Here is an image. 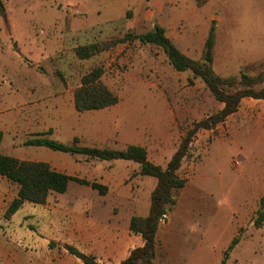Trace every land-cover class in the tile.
I'll list each match as a JSON object with an SVG mask.
<instances>
[{
    "label": "rangeland",
    "instance_id": "rangeland-1",
    "mask_svg": "<svg viewBox=\"0 0 264 264\" xmlns=\"http://www.w3.org/2000/svg\"><path fill=\"white\" fill-rule=\"evenodd\" d=\"M1 1L0 132L5 137L0 153L21 161L34 162L36 157L22 147V142L47 130L55 118L50 85L74 88L86 72L100 68L102 83L121 100L128 95H164L162 108L154 111L166 115L155 121L165 124V128L157 124V131L163 137L169 136L171 146L165 155L151 151L150 160L165 167L170 152L191 125L218 112L222 104L190 71H174L159 47L142 45L134 39L151 31L162 18L177 23L169 28L176 48L199 62L207 37L203 29H209L213 22V73L222 79H238L240 74L259 77L260 86H264V54L260 53L264 46V0ZM159 8L162 12L156 11ZM128 34L125 42L92 59L81 61L75 56L78 46L103 44ZM156 70L159 76L153 73ZM160 76L164 82H158ZM28 84L35 85L36 98L25 94ZM230 148L233 154L228 153ZM99 166L110 187L107 193L86 192L71 183L65 195L50 193L49 199L63 201L84 194L87 200L110 208V218L117 217L120 204L127 207L135 202L141 208L146 203L142 196L118 199L119 191L148 194L144 192L152 183L140 181L136 185L138 193H131L136 190L131 183L136 176L119 186L115 175L108 174L127 171V167L120 163ZM179 175L186 184L174 194V205L165 222L184 226L187 257L202 249L203 259L210 255L202 264H212L216 256L219 264L232 239L238 238L225 264H264V223L260 228L253 226L257 212H264L259 204L264 193V101L246 98L223 123L199 131ZM17 191L16 184L0 177V194H7L5 201L9 202L8 195ZM4 214L1 221H9ZM129 215H133L131 208Z\"/></svg>",
    "mask_w": 264,
    "mask_h": 264
},
{
    "label": "crops",
    "instance_id": "crops-1",
    "mask_svg": "<svg viewBox=\"0 0 264 264\" xmlns=\"http://www.w3.org/2000/svg\"><path fill=\"white\" fill-rule=\"evenodd\" d=\"M156 11L162 12L161 8L156 9ZM176 24L169 18H162L158 20L156 25L163 28L165 36L172 42L169 28ZM208 30L203 29L207 33ZM260 53L264 54V46ZM153 73L160 75L158 70ZM159 81L164 82V79L160 76ZM34 86L28 84L25 87L24 92H26L27 97L36 98L38 91L34 89ZM50 86L48 92L50 93L51 102L54 104L55 118L47 127V130L38 132V134L27 140L43 135V138L64 145H72L74 140H77L75 145L78 147L120 151L131 145L139 146L145 149L149 162L162 167L160 163H153L150 160V152L165 155V152L171 146L169 136L163 137L157 131V124L162 125L163 128H165V124L155 121V119L164 118L166 115L165 112L154 111L155 108H162L165 102L163 94L128 95L125 100L117 97L118 103L114 106L100 110L77 112L74 108V91L80 84L74 88H64L58 83ZM122 103L130 104L123 105ZM90 117L94 119L92 121L88 120ZM85 118H87V121H85ZM48 132L49 134H47ZM4 137L5 135L2 133V140ZM22 147L26 148L28 153L36 155L32 161L48 164L51 169L66 176L95 182L106 187V193L110 191V187L108 186L107 177L103 176L98 168L101 164L108 167L109 163H120L127 167V171L108 174L109 176L115 175L119 186L131 176H136L131 181L136 190L131 193H138L136 185L140 181L152 183V185H150V188H146L144 192H148V194H129V190L121 189L118 199H126L134 195L135 198L142 196L147 200L141 208L135 202L127 207L120 204L116 218L107 217L111 209L101 205V203H93L87 200L84 194L82 196L76 195L69 200L64 198L63 201H58L55 198L50 200L51 194H49L45 205H33L25 202L11 216L9 221L2 222L1 218L9 202L17 194L8 195L10 197L9 202L5 201L7 194H0V204L3 202L0 206V264H83L80 259L69 253L68 248L92 256L100 264H120L126 259L130 251L143 246V240L129 230V222L132 217H146L148 215L150 194L155 187V182L151 177L139 175L137 164L124 160L98 162L81 155L52 151L44 147H25L23 145ZM175 150L172 149L167 162ZM228 153L233 154L234 149L230 148ZM7 156L17 158L13 155ZM71 183L74 182L69 184ZM74 184L86 189V192L89 189V191L98 194L97 191L88 186ZM142 189L144 190V186H142ZM58 195L63 196L65 194ZM130 208L133 215H129ZM126 214L129 216L125 217ZM96 215H104V217H95ZM14 219L15 222H13ZM200 238V243H202V236ZM155 240L153 264H202L203 261H208L210 257L208 255L207 258L203 259L202 249H200V252L196 249L193 256L190 257L189 255L187 257L188 255L185 253L187 239L184 226L165 222V218L158 225ZM218 261V256L213 261L211 259L212 264H217Z\"/></svg>",
    "mask_w": 264,
    "mask_h": 264
},
{
    "label": "trees",
    "instance_id": "trees-1",
    "mask_svg": "<svg viewBox=\"0 0 264 264\" xmlns=\"http://www.w3.org/2000/svg\"><path fill=\"white\" fill-rule=\"evenodd\" d=\"M3 12L4 7L0 0V13ZM214 32L215 28L212 22L204 42L200 62L191 60L183 55L165 36L163 28L158 25H155L149 32L134 36V39L142 45L159 47L174 71L178 73L190 71L194 79L199 78L203 82L214 100L222 104V108L218 112L191 125L165 167L149 162L145 149L133 145L121 151L86 148L76 146L77 140H74L72 145H64L57 141L43 138V135L26 140L22 144L25 147H44L52 151L81 155L98 162L131 161L138 165L139 175L155 179V187L150 194L148 215L146 217H132L129 222V230L143 240V246L130 251L126 259L120 264H153L156 246L155 236L158 225L164 220L165 215L174 205V194L186 184V180L180 177L179 170L182 161L187 156L194 136L201 130H211L223 123L238 110L242 99L264 100V86H260L259 77H249L245 74H240L238 79H222L213 73L211 63L213 59ZM128 37H130L129 34L123 38L103 44L91 43L78 46L75 48L74 53L79 60H86L125 42ZM101 76L102 70L93 68L81 77L80 86L74 91V108L77 112L100 110L118 103L117 96L102 83ZM1 140L2 133L0 132V144ZM0 177L18 186L16 197L9 203L5 211V220H9L25 202L42 206L46 204L50 193L64 194L70 182L88 186L100 195L105 194L107 190L106 187L95 182H88L59 173L51 169L48 164L21 161L1 153ZM259 204L261 209L264 206V193L260 198ZM263 223L264 212L259 210L253 226L260 228ZM237 243L238 238L232 239L224 251L219 264H225L229 252ZM68 251L80 259L83 264H100L94 257L85 255L73 248H68Z\"/></svg>",
    "mask_w": 264,
    "mask_h": 264
}]
</instances>
